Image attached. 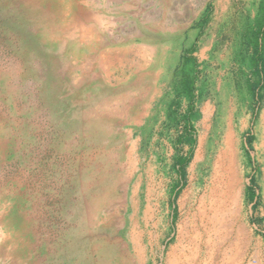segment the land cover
Wrapping results in <instances>:
<instances>
[{"label":"rangeland","instance_id":"1","mask_svg":"<svg viewBox=\"0 0 264 264\" xmlns=\"http://www.w3.org/2000/svg\"><path fill=\"white\" fill-rule=\"evenodd\" d=\"M261 1L0 0V264H264Z\"/></svg>","mask_w":264,"mask_h":264},{"label":"trees","instance_id":"2","mask_svg":"<svg viewBox=\"0 0 264 264\" xmlns=\"http://www.w3.org/2000/svg\"><path fill=\"white\" fill-rule=\"evenodd\" d=\"M209 8V6H208ZM261 12L263 14L262 22L259 23V26L255 28L253 31L252 35V40L251 44L254 47V53L251 58V66L253 67L255 73L259 77L257 82L255 83H248L247 84V89L248 91L253 95L259 98V90L261 86L264 85V56H263V46H264V41H263V36H264V0L261 1ZM184 60L188 63H195V58L192 56L183 57ZM190 71H192V68H190ZM174 90L176 94L179 96L180 94H185L189 100L191 101L190 105L188 108L185 110L184 114L182 115V119L184 121V129L180 132V134L177 136V142L178 144H183L185 142L188 143H195V140L193 138V128L194 125L192 123V119L197 117V113L194 110V105L192 102L195 99L196 96V90L197 86L195 84V78L191 76V72H183L180 74L178 77V80L175 82ZM204 93H202V96ZM176 103H178V100H176ZM174 104V103H173ZM168 112V115L171 118V123H174L175 120L176 122H179V115L176 109L171 108ZM174 115V116H173ZM252 136L248 137V143L252 141ZM191 160V154L190 155H184L180 152L176 153L174 155V166L177 168L178 174L180 175V178L182 180V184L184 185L185 181V176H186V169L187 165L189 164ZM255 177L252 176L250 179V185L248 186V191L252 199L256 197L255 194ZM179 187L178 184L175 186ZM179 189L175 191V195L179 193Z\"/></svg>","mask_w":264,"mask_h":264},{"label":"bare ground","instance_id":"3","mask_svg":"<svg viewBox=\"0 0 264 264\" xmlns=\"http://www.w3.org/2000/svg\"><path fill=\"white\" fill-rule=\"evenodd\" d=\"M263 114H264V113H263ZM262 119H264V118H262ZM263 122H264V121H263ZM263 122H262V123H263ZM227 140H228V139H227ZM227 140H226V141H227ZM228 153H229V152H228ZM230 156H231V155H230ZM231 159H232V158H231ZM220 163H221V162H220ZM222 164H223V163H222ZM237 165H240V164L237 163ZM221 166H222V165H221ZM218 168H219V166H218ZM238 168H239V167H238ZM232 170H233V169H232ZM232 170H231V171H232ZM243 170H245V169H243ZM236 171H237V170H236ZM232 172H233V171H232ZM224 173H225V172H224ZM225 174H226V173H225ZM263 175H264V174H263ZM220 177H221V175L219 176V178H220ZM225 177H226V176H225ZM217 178H218V177H217ZM229 178H230V176H229ZM220 180H221V182L223 181L222 179H220ZM218 181H219V180H218ZM226 181H227V180H226ZM236 183H237V182H236ZM214 184H215V183H214ZM219 184H220V183H219ZM221 184H222V183H221ZM228 185H229V184H228ZM235 185H237V184H235ZM223 186H224V185H223ZM221 187H222V186H221ZM217 188H218V187H217ZM215 189H216V188H215ZM218 189H219V188H218ZM218 189H217L216 191H218ZM227 189H228V187H227ZM223 190H226V188H225V189L223 188ZM210 191H211V190H210ZM228 192H229V191H228ZM233 193H234V192H233ZM215 194H217V193H215ZM220 194H221V193H220ZM222 194H223V193H222ZM227 194H228V193H227ZM218 195H219V194H218ZM221 196H222V195H221ZM215 198H216V197H215ZM218 198H219V197H218ZM221 198H222V197H221ZM236 198H237V197H236ZM226 199H227V196H226ZM233 199H234V198H233ZM231 200H232V199H231ZM205 201H206V200H205ZM220 201H221V200H220ZM217 202H219V201H217ZM210 203H213V202H210ZM210 203H209V204H210ZM219 203H220V202H219ZM201 204H202V203H201ZM217 204H218V203H217ZM221 204H222V203H221ZM221 204H220V205H221ZM211 205H212V204H211ZM222 205H223V204H222ZM200 206H201V205H200ZM229 206H230V205H229ZM223 207H224V206H223ZM231 207H232V206H231ZM227 208H228V207H227ZM210 209H211V208H210ZM228 209H229V208H228ZM201 210H202V209H201ZM218 210H222V208H221V209L218 208ZM226 211H227V210H226ZM203 212H204V211H203ZM213 212H214V211H213ZM221 212H222V211H221ZM199 213H200V212H199ZM201 213H202V212H201ZM205 213H206V212H205ZM228 213H229V212H228ZM202 214H203V213H202ZM218 214H219V213H218ZM200 215H201V214H200ZM216 215H217V213H216ZM212 216H213V215H212ZM230 217H231V216H230ZM230 217H229V218H230ZM201 218H203V216H202ZM210 218H211V217H210ZM218 218H219V217H218ZM225 218H226V217H225ZM213 220H214V219H213ZM208 222H209V221H208ZM229 223H230V221H229ZM209 227H210V226H209ZM212 227H213V226H212ZM240 228H241V227H240ZM190 229H191V228H190ZM197 230H198V229H197ZM210 230H211V229H210ZM221 230H222V229H221ZM225 230H226V229H225ZM225 230H224V231H225ZM205 231H206V230H205ZM216 231H217V230H216ZM219 231H220V230H219ZM206 232H207V231H206ZM222 233H223V232H222ZM212 234H213V233H212ZM193 236H195V235H193ZM204 236H205V235H204ZM214 236H216V235H214ZM185 237H186V236H185ZM197 237H198V234H197ZM197 237H196V238H197ZM202 237H203V236H202ZM221 238H222V237H221ZM185 239H186V238H185ZM219 239H220V237H219ZM219 239H218V240H219ZM197 240H198V239H197ZM204 240H205V239H204ZM216 240H217V239H216ZM222 240H223V239H222ZM198 241H199V240H198ZM236 242H237V241H236ZM208 243H209V242H208ZM239 243H240V242H239ZM221 244H223V243H221ZM229 244H230V243H229ZM187 245H188V244H187ZM197 245H198V244H197ZM242 245H243V244H242ZM194 246H196L195 243H194ZM218 246H219V244H218ZM192 247H193V245H192ZM219 247H220V246H219ZM213 251H214V250H213ZM170 257H171V256H170ZM169 262H170V261H169ZM185 262H186V260H185ZM191 262H192V261H191Z\"/></svg>","mask_w":264,"mask_h":264},{"label":"built area","instance_id":"4","mask_svg":"<svg viewBox=\"0 0 264 264\" xmlns=\"http://www.w3.org/2000/svg\"><path fill=\"white\" fill-rule=\"evenodd\" d=\"M250 264H257L256 260H252Z\"/></svg>","mask_w":264,"mask_h":264}]
</instances>
